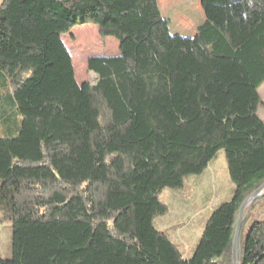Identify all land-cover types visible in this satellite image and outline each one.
<instances>
[{
    "label": "trees",
    "instance_id": "trees-1",
    "mask_svg": "<svg viewBox=\"0 0 264 264\" xmlns=\"http://www.w3.org/2000/svg\"><path fill=\"white\" fill-rule=\"evenodd\" d=\"M199 2L188 38L170 34L157 0L3 1L0 215L12 232L0 264H232L239 209L264 185V0ZM83 25L118 43L87 59L93 85L76 82L62 41ZM220 151L232 194L185 257L154 226L168 211L159 196ZM260 204L243 213L238 264H264Z\"/></svg>",
    "mask_w": 264,
    "mask_h": 264
},
{
    "label": "rangeland",
    "instance_id": "rangeland-1",
    "mask_svg": "<svg viewBox=\"0 0 264 264\" xmlns=\"http://www.w3.org/2000/svg\"><path fill=\"white\" fill-rule=\"evenodd\" d=\"M3 1L4 0H0V5ZM157 2L162 17L170 22L169 30L171 35H180L182 37L191 38L194 36L196 28L204 20L199 0H157ZM83 26H90L93 28V38L87 42H85V37H83ZM83 26L74 27L70 33L62 37V41L67 48L70 57L73 55L76 58L74 65L72 63L76 82L78 84L89 82L93 85L96 81V76L87 71V59L95 57V54L100 51L105 52L108 50L115 53L113 56H117L119 54L118 43L113 38H101L98 34L97 27L93 25ZM5 93L6 92L3 91L2 94L4 95ZM259 95L261 104L259 105L257 115L264 122V84L259 89ZM12 121L14 123V120ZM0 137H7L3 134L1 129ZM209 166L206 167L200 175L185 178V186L183 189L165 190L159 196V200L167 205L169 210L167 214L155 218V225H158V221L161 220V218H164V221L159 223L161 227L165 225H174L176 223L175 225L178 226V229L176 227L175 229H172L173 231L177 229L172 239L176 242L178 249L185 257L189 255L194 245L198 242L207 215L214 207L227 201L231 197L229 188L231 187L233 189V185L227 174L225 158L222 151L216 155ZM211 168V195H208L207 205L204 206L200 200H197V198L193 196L195 193L194 183L201 178H205L203 176H205ZM207 174L209 175V173ZM206 183H209V180ZM179 194H181L182 203L177 201ZM253 217L264 218V204L255 207ZM166 220H171V223L164 224L166 223ZM11 232L12 229L10 222L3 221L2 216L0 215V259H9L11 257ZM246 233L247 226L241 231V242L244 241ZM179 247H182V249Z\"/></svg>",
    "mask_w": 264,
    "mask_h": 264
},
{
    "label": "crops",
    "instance_id": "crops-1",
    "mask_svg": "<svg viewBox=\"0 0 264 264\" xmlns=\"http://www.w3.org/2000/svg\"><path fill=\"white\" fill-rule=\"evenodd\" d=\"M84 27H86L87 29H91V30H93V28H91L90 26L88 27V26H84ZM98 31V30H97ZM115 53L113 52V51H111V50H108V51H100V52H98V53H96L95 55L96 56H101V57H106V56H113ZM218 154V153H217ZM216 157V156H215ZM214 157V158H215ZM213 158V159H214ZM213 159L209 162V164L207 165V167L209 166V165H211V162L213 161ZM210 167V166H209ZM207 173H209V175L207 174ZM206 174H205V176H203V177H205V178H201V179H199V180H197V181H195V183H194V186H195V193L193 194V196L195 197V198H197V200H200V202H202V204H204V206L205 205H207V202H208V195H211L210 194V189H211V183H212V168L207 172ZM209 180V183H206L208 180ZM185 181V180H184ZM184 186H185V183H184V185H183V188H184ZM182 188V189H183ZM230 189V192H231V194H232V188L230 187L229 188ZM172 197H174V196H172ZM178 199H177V201H180V203H182L181 202V194H179L178 195V197H177ZM174 199H176L175 197H174ZM183 201V200H182ZM163 203V202H162ZM184 203V202H183ZM164 204V203H163ZM167 206V205H166ZM180 206H182V205H180ZM167 208H168V206H167ZM215 208V207H214ZM213 208V209H214ZM212 209V210H213ZM169 210V209H168ZM167 213H168V211H167ZM166 213V214H167ZM211 213V212H210ZM210 213L207 215V218H208V216L210 215ZM206 218V219H207ZM164 219V218H163ZM162 218H161V220H159L158 221V225L156 226L155 225V222H154V226H155V228L158 230V231H160V232H162V233H164L169 239H170V241L173 243V244H175V246L178 248V246L176 245V242L172 239L173 238V236L175 235V233H176V231H177V225H165V226H160L159 225V223H162L164 220H163ZM176 221H178L177 219H175ZM155 221V220H154ZM167 223H171V220L170 221H168V220H166V223H164V224H167ZM180 223V222H179ZM184 223V222H183ZM205 224V223H204ZM181 225H182V223H181ZM175 227L177 228L175 231H173L172 229H175ZM185 244V243H184ZM186 245V244H185ZM196 245V244H195ZM194 245V246H195ZM180 248V247H179ZM194 248V247H193ZM193 248H192V250H193ZM180 249H182V247L180 248ZM179 250V249H178ZM192 250L190 251V253H189V255L191 254V252H192ZM180 251V250H179ZM181 252V251H180ZM182 253V252H181ZM183 254V253H182ZM189 255H187L186 257H188Z\"/></svg>",
    "mask_w": 264,
    "mask_h": 264
},
{
    "label": "water",
    "instance_id": "water-1",
    "mask_svg": "<svg viewBox=\"0 0 264 264\" xmlns=\"http://www.w3.org/2000/svg\"><path fill=\"white\" fill-rule=\"evenodd\" d=\"M262 197H264V185H262L248 199H246L239 209L238 218H237L236 227H235V232H234V237H233V243H232V264H238L239 232H240V229L242 227L243 213H244L245 209L250 204H252L256 200L261 199Z\"/></svg>",
    "mask_w": 264,
    "mask_h": 264
}]
</instances>
